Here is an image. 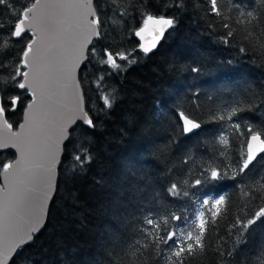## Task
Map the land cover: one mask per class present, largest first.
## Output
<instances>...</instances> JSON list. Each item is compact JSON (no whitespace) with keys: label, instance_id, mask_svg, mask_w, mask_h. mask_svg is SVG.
Segmentation results:
<instances>
[{"label":"trees","instance_id":"obj_1","mask_svg":"<svg viewBox=\"0 0 264 264\" xmlns=\"http://www.w3.org/2000/svg\"><path fill=\"white\" fill-rule=\"evenodd\" d=\"M33 3L0 5L3 30ZM95 9L97 51L129 57L117 58L122 70L101 91L114 106L94 131L72 130L47 225L12 264H264V214L256 217L264 208V155L241 171L248 128L264 140V0H217L218 16L210 0H96ZM149 14L175 23L146 55L134 31ZM0 40V51L10 47L7 36ZM87 77L85 101L94 103L86 107L96 115L94 68ZM181 112L200 130L186 135ZM23 115V106L8 114L15 129ZM80 149L89 157L83 165L72 155ZM15 158L0 153V165ZM212 170L226 178L212 181ZM170 233L184 242L179 258L166 242Z\"/></svg>","mask_w":264,"mask_h":264},{"label":"snow or ice","instance_id":"obj_2","mask_svg":"<svg viewBox=\"0 0 264 264\" xmlns=\"http://www.w3.org/2000/svg\"><path fill=\"white\" fill-rule=\"evenodd\" d=\"M141 5H143V0H140ZM212 12L215 15H220L217 9V0H210ZM92 0H86V6L91 5ZM0 5H5L11 7L9 0H0ZM40 5V0H35V3L31 7H27L26 10L17 16L14 24L10 27L8 31H4V26L0 25V36H7L8 43L10 47L0 51V56H3L4 59L0 60V117L4 118V124L8 130L13 128V124L9 122L8 114L15 113L18 108L23 106L24 115L23 122L18 124V127L23 129L29 126L34 116V109L39 108L40 113L47 117L49 115V110L45 104V89L51 84L54 83V75L58 71L65 81L64 88L67 90L69 84L74 88L81 89V95L77 98L76 109L74 113L67 118L65 123H62L58 126L56 133L53 136H48L46 143L44 144L42 157L43 159H48L51 161V165L47 168L43 167V170L31 177L28 181V185H38L39 193L35 198H32L29 193L33 191L32 187H28L24 193L16 194L9 193V197L14 199L17 204V214L20 213L25 208H29L31 212L30 222L27 226V229L24 230V235H20V232L23 230L22 226L19 225L17 236H19L20 243L25 242V237L27 240L32 239V233H35L40 224L41 215L44 209V202L50 199L49 193L52 189L53 181V165L57 164L58 153L62 151V145L65 147L67 144H71L69 139L68 126L72 125L75 127H82L86 130H95L97 122L100 118V114L107 115L109 110L114 106L113 102H110L107 95H101L103 90V85L107 83L106 77H111L113 75L119 76L122 65L117 63V58L121 61L128 60L129 57L122 52H113L108 48H104L102 51H97V46L91 40H86L85 44L90 45L85 49L84 45L73 47L69 55L64 57H58L56 53L50 52L48 56V72L47 75L42 71L41 64L42 58L37 53H34V45H37L38 40L42 42L43 37L40 32L33 31V27L38 26L40 20L38 17L33 16L31 22H29V13H33L35 9ZM53 7L57 6H66L61 4H53ZM71 6V5H67ZM142 15V14H141ZM252 14L249 13V16ZM92 24L99 26L100 20L93 19ZM174 18H166L165 16L154 17L149 14L146 18L143 19V27H138L134 31V35L140 39L144 38V33L148 30V26L158 25V34L153 35V41L150 45H141L140 49L145 53H151L156 47L159 40L164 36V26H167L169 29L174 27ZM227 27V25H225ZM27 33V35H25ZM99 37V32L96 33ZM231 35V33H229ZM227 42V41H225ZM3 41L0 40V44ZM21 43L23 48L19 52L14 51L15 45ZM241 52H244L245 49L241 48ZM11 65L10 68L7 67ZM94 68L95 70V83H96V96L100 98L102 104L96 107V115L92 114L91 107H82L81 100L83 99L85 93L83 90V82L87 79V73L89 69ZM194 72L198 71L197 68L192 69ZM6 77V79H4ZM31 77V79H30ZM19 90L17 93L15 90ZM22 95L29 97L30 99H22ZM86 104L92 105L94 102L89 98L85 101ZM181 119L184 123V131L190 132L193 128H199L200 125L194 123L191 119L184 115L183 112L180 114ZM61 120L64 117H60ZM238 129L239 125H235ZM248 132L252 133L250 136L251 142L260 141L259 151L264 153V141H261L260 133L253 132L251 127L248 128ZM14 135H19L15 133ZM64 142H67L65 144ZM14 147L19 153V158L15 159V163L5 162L0 165V168L3 169L5 173L8 172L10 168L19 166L25 158V150L23 147L19 146L15 142H12L9 145L8 139H4L0 142V147ZM249 154L246 160L243 163L241 171L247 169L249 164L255 159V154L252 150V143L248 145ZM82 154H84V159H82ZM73 158L80 165H83L85 159H89L86 155V149H80L72 153ZM226 178L222 176L221 173L216 170H212L210 173V179L212 181H217L219 179ZM7 179V177H6ZM197 184L201 183V180L197 179ZM175 190V185L172 186V191ZM224 197L220 196L216 200V207L218 208L219 204L223 203ZM207 203V201H205ZM264 214V208L256 213V217L259 218ZM179 219V217H177ZM254 220H248L247 224L254 223ZM149 225L153 224V220L149 219L147 221ZM247 224L245 227H247ZM201 235H203L204 222L200 224ZM188 239H192V233L189 232ZM165 239V238H161ZM200 237H196L197 244H199ZM170 241L169 245L172 248H175L174 255L180 257L181 253L184 252V242L183 240H178L174 238L173 234H168L166 237V242ZM12 250V248H11ZM10 250V251H11ZM188 252L192 251V245L187 244ZM0 254L6 255L2 248H0Z\"/></svg>","mask_w":264,"mask_h":264},{"label":"water","instance_id":"obj_3","mask_svg":"<svg viewBox=\"0 0 264 264\" xmlns=\"http://www.w3.org/2000/svg\"><path fill=\"white\" fill-rule=\"evenodd\" d=\"M95 2L96 0H92V4L86 6V0H40V5L37 9L33 13H29V22H31L33 16L38 17L40 20L38 26L34 25L33 31L40 32L43 40L42 42L38 40L37 45H34V53L41 56V69L45 75L48 72L47 61L50 52H54L58 57L62 58L69 55L73 47L81 44L84 45L85 49L90 47V45L85 44L86 40H91L94 43L100 39V35L99 37L96 35L97 32L100 34L99 26L91 23L93 19L98 18ZM53 4L66 6L53 7ZM158 29V25L150 24L148 30L144 33L143 39L136 37L140 46L152 44L153 35L158 34ZM170 30L167 26H164V36L159 40L153 51L146 55L155 53L158 50ZM141 52L144 53L142 50ZM64 84L65 81L62 75L57 71L54 75V83H51L45 89V104L49 110L47 117L40 113L39 108L34 109L35 118L29 126L23 129L19 127L15 129L13 127L11 130L7 129L4 124V118L0 117V142L8 139L9 145L15 142L25 150V158L22 163L19 166L10 168L7 173L3 171L0 177V248L7 252L6 255L0 254V264H12L18 251L32 244L34 238L42 233L47 225L49 212L57 192L59 168L65 150L64 145H62V151L58 153L57 164L53 165L50 199L44 202L40 224L37 226L38 230L31 234L32 239L30 241L25 237V242L20 243L19 236H17L19 225L23 228L20 235H24V230L27 229L31 218L30 209L25 208L17 214L18 206L8 194L24 193L28 187H32L33 191L29 195L32 198L38 195L39 186L28 185L27 181L39 174L43 167L47 168L51 165L50 160L42 157L47 137H54L58 126L65 123L67 118L74 113L77 98L81 95L80 88H74L69 84L66 90ZM81 105L86 107L85 97L81 100ZM61 116L64 117L63 120L60 119ZM181 121L184 129L183 120L181 119ZM193 122L199 124L198 122ZM73 128L74 126L72 125L68 126L69 138ZM200 128L201 126L193 128L190 132H184L186 135H192L199 131ZM15 133H19V135H14ZM261 141H264L262 137ZM64 143L67 144V142ZM250 143H252L255 159L264 155V153L259 151L260 141L253 143L249 139L248 145ZM248 145L247 153L249 154ZM6 151H12L16 156L15 159L19 158L16 148L11 146L0 147V153ZM12 163L14 164L15 160Z\"/></svg>","mask_w":264,"mask_h":264},{"label":"rangeland","instance_id":"obj_4","mask_svg":"<svg viewBox=\"0 0 264 264\" xmlns=\"http://www.w3.org/2000/svg\"><path fill=\"white\" fill-rule=\"evenodd\" d=\"M218 199H219V198H218ZM216 200H217V199H216ZM216 200H215V204H216ZM209 201H210V200H207V203H205V204H208V203H209Z\"/></svg>","mask_w":264,"mask_h":264}]
</instances>
